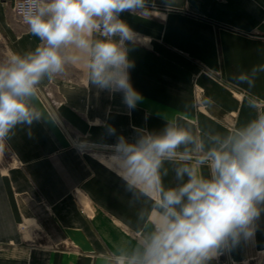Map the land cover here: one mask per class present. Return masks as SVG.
Returning <instances> with one entry per match:
<instances>
[{
  "label": "crops",
  "instance_id": "obj_1",
  "mask_svg": "<svg viewBox=\"0 0 264 264\" xmlns=\"http://www.w3.org/2000/svg\"><path fill=\"white\" fill-rule=\"evenodd\" d=\"M15 2L0 0V63L40 44ZM121 18L138 37L130 77L144 101L129 110L120 93L88 86L84 64L42 82L38 106L58 123L18 126L0 141V264H102V254L130 248L151 202L130 203L110 159L117 137L134 142L137 129L159 131L164 115L176 116L207 148L210 135L264 109V73L252 87L235 80L264 64V0H149L147 12ZM184 162H164L166 188L183 182L175 168ZM201 172L209 175L207 164ZM258 225L212 264H264V215Z\"/></svg>",
  "mask_w": 264,
  "mask_h": 264
},
{
  "label": "clouds",
  "instance_id": "obj_2",
  "mask_svg": "<svg viewBox=\"0 0 264 264\" xmlns=\"http://www.w3.org/2000/svg\"><path fill=\"white\" fill-rule=\"evenodd\" d=\"M148 6L149 0H22L23 20L40 44L0 63V141L18 126L58 123L57 112L38 106L40 85L69 66L84 64L88 86L120 93L127 109L142 103L130 77L135 62L129 53L138 37L121 17ZM259 73L264 64L238 74L236 83L252 87ZM162 118L161 130L137 129L134 142L120 135L110 146L130 203L144 198L151 207L139 210L134 245L102 254V264H212L225 249L251 239L264 215V109L243 126L210 135L207 148L178 117ZM107 132L116 135L111 125ZM177 158L185 161L175 168L183 182L166 188L161 170ZM205 164L208 176L201 172Z\"/></svg>",
  "mask_w": 264,
  "mask_h": 264
},
{
  "label": "built area",
  "instance_id": "obj_3",
  "mask_svg": "<svg viewBox=\"0 0 264 264\" xmlns=\"http://www.w3.org/2000/svg\"><path fill=\"white\" fill-rule=\"evenodd\" d=\"M21 2H22V0H16L14 10L23 19L21 12H20V7H19Z\"/></svg>",
  "mask_w": 264,
  "mask_h": 264
},
{
  "label": "rangeland",
  "instance_id": "obj_4",
  "mask_svg": "<svg viewBox=\"0 0 264 264\" xmlns=\"http://www.w3.org/2000/svg\"><path fill=\"white\" fill-rule=\"evenodd\" d=\"M154 9H155V7H154ZM85 150H87V149H85Z\"/></svg>",
  "mask_w": 264,
  "mask_h": 264
}]
</instances>
